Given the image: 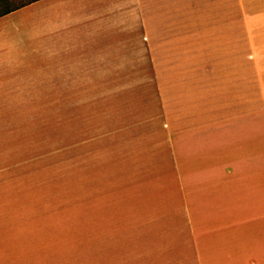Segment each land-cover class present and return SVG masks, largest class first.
Masks as SVG:
<instances>
[{
    "label": "crops",
    "instance_id": "1",
    "mask_svg": "<svg viewBox=\"0 0 264 264\" xmlns=\"http://www.w3.org/2000/svg\"><path fill=\"white\" fill-rule=\"evenodd\" d=\"M245 13L227 20V0H36L0 16V109L147 63L179 212L139 264H264V6Z\"/></svg>",
    "mask_w": 264,
    "mask_h": 264
},
{
    "label": "rangeland",
    "instance_id": "2",
    "mask_svg": "<svg viewBox=\"0 0 264 264\" xmlns=\"http://www.w3.org/2000/svg\"><path fill=\"white\" fill-rule=\"evenodd\" d=\"M263 6L227 0V20ZM134 69L0 109V264H139L152 235L174 232L157 90L147 63Z\"/></svg>",
    "mask_w": 264,
    "mask_h": 264
},
{
    "label": "trees",
    "instance_id": "3",
    "mask_svg": "<svg viewBox=\"0 0 264 264\" xmlns=\"http://www.w3.org/2000/svg\"><path fill=\"white\" fill-rule=\"evenodd\" d=\"M36 0H29L26 3H22L20 5L16 4V0H0V16L10 13L11 11L18 9L24 5L32 3Z\"/></svg>",
    "mask_w": 264,
    "mask_h": 264
}]
</instances>
